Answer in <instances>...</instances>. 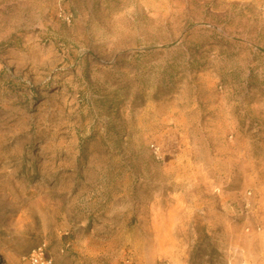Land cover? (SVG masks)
Instances as JSON below:
<instances>
[{
	"label": "rangeland",
	"instance_id": "374dc122",
	"mask_svg": "<svg viewBox=\"0 0 264 264\" xmlns=\"http://www.w3.org/2000/svg\"><path fill=\"white\" fill-rule=\"evenodd\" d=\"M34 251L264 264V0H0V264Z\"/></svg>",
	"mask_w": 264,
	"mask_h": 264
},
{
	"label": "bare ground",
	"instance_id": "6f19581e",
	"mask_svg": "<svg viewBox=\"0 0 264 264\" xmlns=\"http://www.w3.org/2000/svg\"><path fill=\"white\" fill-rule=\"evenodd\" d=\"M154 222H156L155 230L157 229V239L160 241V243H162V236L164 235V227H160V224H162L163 222V217L161 215L160 212L155 214V218L153 220Z\"/></svg>",
	"mask_w": 264,
	"mask_h": 264
},
{
	"label": "built area",
	"instance_id": "2783aa9c",
	"mask_svg": "<svg viewBox=\"0 0 264 264\" xmlns=\"http://www.w3.org/2000/svg\"><path fill=\"white\" fill-rule=\"evenodd\" d=\"M41 256L42 255L40 253L38 254L36 251H34L32 255V260L34 264H53L51 260L45 259L44 257Z\"/></svg>",
	"mask_w": 264,
	"mask_h": 264
}]
</instances>
